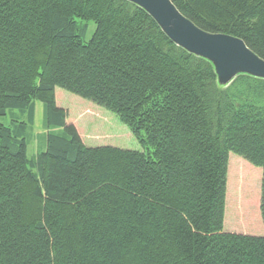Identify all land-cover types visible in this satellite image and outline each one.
Here are the masks:
<instances>
[{
  "label": "trees",
  "instance_id": "obj_1",
  "mask_svg": "<svg viewBox=\"0 0 264 264\" xmlns=\"http://www.w3.org/2000/svg\"><path fill=\"white\" fill-rule=\"evenodd\" d=\"M171 1L264 59V0ZM87 20L95 28L85 41ZM57 87L116 114L142 150L83 144ZM36 102L42 135L33 134ZM6 115L0 264H264V235L223 230L229 152L262 169L264 226V79L238 74L220 86L210 61L174 44L135 3L0 0ZM234 168V222L253 223L254 184L242 194L251 168Z\"/></svg>",
  "mask_w": 264,
  "mask_h": 264
},
{
  "label": "rangeland",
  "instance_id": "obj_2",
  "mask_svg": "<svg viewBox=\"0 0 264 264\" xmlns=\"http://www.w3.org/2000/svg\"><path fill=\"white\" fill-rule=\"evenodd\" d=\"M79 20V19H78ZM87 31L84 40L87 41L91 36L95 23L87 20ZM55 103L57 106L65 108L67 112L66 122L72 123L76 127L80 138L86 146H115L123 149L142 150L138 139L131 133L129 128L122 123L118 116L111 111L98 106L86 99L76 96L64 89L55 88ZM37 111L33 134L41 132L40 126L42 123L43 107L40 102H37ZM16 111V110H15ZM18 112V111H16ZM9 116H1L0 121L8 123ZM37 150V141L32 139L29 142L27 153L30 157ZM237 162H243L251 168L249 175H246L243 180L242 194L243 198H250L252 196L251 186L257 190L258 202L256 208V216L253 223H242L238 221V215L233 218V209L236 207L237 196L240 191L237 190L239 173L235 170ZM230 166V169H229ZM229 169V170H228ZM262 169L259 166H254L248 161L244 160L237 154L228 153L226 182H225V206L223 216V230L235 233L249 234V235H264V226L262 223L259 200L261 187ZM229 181V182H228ZM236 181V184L234 182ZM229 185V188H228ZM248 190V192H246ZM234 199V203L232 202ZM247 209L251 208L247 206ZM249 215V214H248ZM249 216H245L247 218ZM235 223V224H234Z\"/></svg>",
  "mask_w": 264,
  "mask_h": 264
},
{
  "label": "water",
  "instance_id": "obj_3",
  "mask_svg": "<svg viewBox=\"0 0 264 264\" xmlns=\"http://www.w3.org/2000/svg\"><path fill=\"white\" fill-rule=\"evenodd\" d=\"M144 9L177 46L213 65L220 86L238 74L264 79V59L236 36L208 32L183 15L171 0H128Z\"/></svg>",
  "mask_w": 264,
  "mask_h": 264
},
{
  "label": "crops",
  "instance_id": "obj_4",
  "mask_svg": "<svg viewBox=\"0 0 264 264\" xmlns=\"http://www.w3.org/2000/svg\"><path fill=\"white\" fill-rule=\"evenodd\" d=\"M37 103V102H36ZM35 103V111H34V114H35V116H34V122H35V117H36V111H37V104ZM59 107H61V106H59ZM61 108H63V107H61ZM65 109V108H64ZM43 130H41V132H38L37 134H40V135H42L43 134ZM38 146V145H37Z\"/></svg>",
  "mask_w": 264,
  "mask_h": 264
}]
</instances>
